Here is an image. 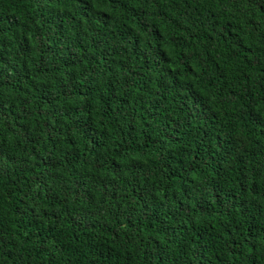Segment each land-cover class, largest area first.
Wrapping results in <instances>:
<instances>
[{
  "label": "trees",
  "instance_id": "16d2710c",
  "mask_svg": "<svg viewBox=\"0 0 264 264\" xmlns=\"http://www.w3.org/2000/svg\"><path fill=\"white\" fill-rule=\"evenodd\" d=\"M0 264H264V0H0Z\"/></svg>",
  "mask_w": 264,
  "mask_h": 264
}]
</instances>
